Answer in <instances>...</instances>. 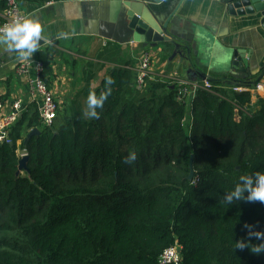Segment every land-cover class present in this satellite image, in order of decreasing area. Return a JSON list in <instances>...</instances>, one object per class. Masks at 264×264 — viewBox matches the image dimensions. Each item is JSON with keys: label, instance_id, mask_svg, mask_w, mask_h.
<instances>
[{"label": "trees", "instance_id": "16d2710c", "mask_svg": "<svg viewBox=\"0 0 264 264\" xmlns=\"http://www.w3.org/2000/svg\"><path fill=\"white\" fill-rule=\"evenodd\" d=\"M37 55L43 75L50 62ZM134 65L114 64L95 89L112 79L99 119L58 109L43 126L32 103L0 142V264H157L175 243L179 264H264L255 238L234 248L246 222L264 231V203L223 199L240 175L264 171V98L251 103L249 90L259 74L247 89L212 84L184 102L176 84L147 80L134 100Z\"/></svg>", "mask_w": 264, "mask_h": 264}, {"label": "crops", "instance_id": "0c3cea01", "mask_svg": "<svg viewBox=\"0 0 264 264\" xmlns=\"http://www.w3.org/2000/svg\"><path fill=\"white\" fill-rule=\"evenodd\" d=\"M19 1L23 12L34 14L41 20L44 39L34 54L38 56L40 51L47 53L50 69L42 76L60 102L59 110L70 116L90 119L87 116L86 104L90 92L95 91L114 64L133 62L136 65L138 54L145 49L152 51L154 55L152 64L154 78L173 74L190 82H202L203 79H207L212 84H241L243 88L255 80L251 75L244 77L241 74L219 72L222 63L206 53L204 47L188 29L187 23L203 26V22L199 21L211 20L218 24L223 40L236 38L251 51L256 48L252 46L250 38L256 40L260 38L264 43V31L260 27L250 26L243 17L218 15L214 9L215 5L212 4L219 3L218 0H182L177 12L172 16L170 25L167 26L165 36L168 35L169 39L159 42L156 46L136 39L121 43L100 34L79 32L76 16L68 12L73 7L67 3L72 0H59L44 5ZM57 2L61 4L56 5ZM143 2L156 14L159 21H164L179 0ZM47 4L56 6L45 9ZM180 16H185L182 21L177 19ZM19 58L17 53L0 44L1 101L8 102L17 96L27 95L24 77L15 73ZM259 80H264V76ZM254 88L255 85L249 89L251 103H256L258 97H264L262 91ZM137 91L132 85L128 97H135Z\"/></svg>", "mask_w": 264, "mask_h": 264}, {"label": "water", "instance_id": "95a60500", "mask_svg": "<svg viewBox=\"0 0 264 264\" xmlns=\"http://www.w3.org/2000/svg\"><path fill=\"white\" fill-rule=\"evenodd\" d=\"M160 2L162 0H155ZM212 1V0H209ZM215 5L218 15L243 17L252 27H260L264 31V0H218ZM179 0L176 7L164 21H159L156 14L145 5L143 0H72L67 5L72 6L69 13H74L79 24L78 31L85 33L100 34L116 42H129L139 40L156 46L159 42L169 39L166 35L167 26L170 25L172 16L177 12ZM61 4L57 2L56 5ZM47 4L45 9L56 6ZM185 16L177 19L182 21ZM192 19V18H191ZM216 21V20H215ZM202 25L190 23L188 29L204 47L205 52L212 55L214 60L222 63L219 68L221 73L248 75L259 74L264 76V43L260 38H250L255 50H247L236 38L230 37L223 40L218 24L211 20L199 21ZM86 23V25H85ZM218 30V31H217ZM139 35V36H138ZM213 60V61H214ZM241 86V84H232ZM37 128L31 129L24 142L34 134H38ZM28 155L24 154L19 158L18 171L27 170ZM193 175L190 169L188 179Z\"/></svg>", "mask_w": 264, "mask_h": 264}, {"label": "built area", "instance_id": "2783aa9c", "mask_svg": "<svg viewBox=\"0 0 264 264\" xmlns=\"http://www.w3.org/2000/svg\"><path fill=\"white\" fill-rule=\"evenodd\" d=\"M5 3V9L0 12V25L9 22L13 17L25 14L21 10L19 0H5ZM153 58V52L148 49L142 50L138 54L134 76V87L136 90H142L146 87L147 80L154 78L152 72ZM42 70L43 63L34 53L30 58H19L15 73L24 77L27 95L26 97L17 96L8 102L0 100V142L11 143V128L32 103L37 107L42 125H52L60 102L42 76ZM154 79L159 81L169 80L171 84H176V98L181 102L191 97L198 88L212 90V83L207 79H203L202 82H190L173 74L169 76L159 75ZM233 88L236 90L247 89L239 85L233 86ZM254 89L262 91L264 95V80H259L255 84ZM17 153L20 157L26 154L23 149L17 150ZM180 261V246L175 243L160 253L157 264H179Z\"/></svg>", "mask_w": 264, "mask_h": 264}, {"label": "clouds", "instance_id": "9594fccd", "mask_svg": "<svg viewBox=\"0 0 264 264\" xmlns=\"http://www.w3.org/2000/svg\"><path fill=\"white\" fill-rule=\"evenodd\" d=\"M43 25L41 20L31 13H25L21 16L13 17L9 22L0 25V44L5 45L8 49L17 53L19 57L30 58L34 52L39 49L43 42ZM110 77L105 78L104 89L96 94L90 92L87 97V116L90 119H99L100 112L108 96L111 94ZM136 160V152H129L124 158V163L131 165ZM224 201L231 205L238 201H259L264 203V171H256L251 174H242L234 187L226 192L223 197ZM247 236L242 239L234 240V248L249 249L251 238H255L258 243L249 249L252 253H264V231L254 228L251 224L245 223Z\"/></svg>", "mask_w": 264, "mask_h": 264}, {"label": "rangeland", "instance_id": "374dc122", "mask_svg": "<svg viewBox=\"0 0 264 264\" xmlns=\"http://www.w3.org/2000/svg\"><path fill=\"white\" fill-rule=\"evenodd\" d=\"M142 92L143 91L138 90V92H136L137 96L134 97V100H137L143 94ZM80 117L84 118V116H80Z\"/></svg>", "mask_w": 264, "mask_h": 264}]
</instances>
